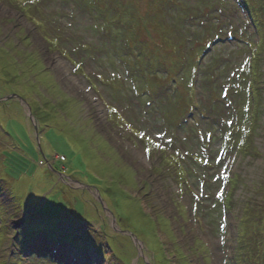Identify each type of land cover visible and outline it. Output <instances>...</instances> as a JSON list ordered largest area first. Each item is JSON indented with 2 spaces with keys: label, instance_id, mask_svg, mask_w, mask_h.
I'll return each mask as SVG.
<instances>
[{
  "label": "rangeland",
  "instance_id": "obj_1",
  "mask_svg": "<svg viewBox=\"0 0 264 264\" xmlns=\"http://www.w3.org/2000/svg\"><path fill=\"white\" fill-rule=\"evenodd\" d=\"M39 1L0 0V264H264V0Z\"/></svg>",
  "mask_w": 264,
  "mask_h": 264
},
{
  "label": "trees",
  "instance_id": "obj_2",
  "mask_svg": "<svg viewBox=\"0 0 264 264\" xmlns=\"http://www.w3.org/2000/svg\"><path fill=\"white\" fill-rule=\"evenodd\" d=\"M34 1H36V3H37V7L33 10V11H35V12H37V11H41V9H40V1L39 0H30V2H34ZM35 14L32 12V16L31 17H28L27 15H26V12L24 11V12H22V17L23 18H25V19H27L28 21H30L31 19H32V17L34 16ZM31 18V19H30ZM36 26H37V22H33ZM47 37H44V39H46ZM51 40H53V39H50V38H47V43L49 44L50 42H52ZM30 41V40H29ZM255 56L253 55V58H254ZM255 65L256 64H253V66H252V68H253V71H252V76L254 77V80H252L253 82H250V84H248L247 85V87L245 88V91L247 92L246 93V98H247V105H245L246 106V108L248 109V108H251L252 107V110H253V112H252V116H254V115H256V112H257V114H260V111L258 110V108L256 107V105H263V103H264V101L262 100V97H263V95H264V92H263V90H259V87H258V83H260L259 82V79H258V77L256 78V76H255V74H256V70H254L256 67H255ZM15 70V69H14ZM263 78V77H262ZM259 93H262L261 94V96H259L258 97V95H259ZM237 96H239V94H237ZM242 97V96H241ZM240 97V98H241ZM257 97L260 99V100H258L257 99ZM245 98V99H246ZM262 101V102H261ZM258 102H260V104L258 103ZM196 106V103H195V101H193L192 102V108L193 107H195ZM257 110V111H256ZM107 113H108V119H109V121L110 120H113L114 118H116V119H118V122H120V123H122V122H127V120L125 119V117H123V115L121 114V112H118V110L116 111L114 108H112V107H108L107 108ZM246 113H251V112H246ZM254 119V118H253ZM258 121H257V128H259L260 126L258 125V122H259V119H257ZM263 121V123H264V120H263V118L261 117L260 118V121ZM231 122V121H230ZM110 123V122H109ZM226 127H227V130H229L228 131V134H230V135H233V134H235V131H236V128H234V126L232 125V127H231V125L229 124V122L227 123V125H226ZM132 129L134 130V131H136L134 128H129V131H130V135H131V137L133 138V135L131 134L132 133ZM248 129V132L246 133L245 132V134H247V135H249L248 136V138H247V140H245L244 139V142L243 143H246L247 144V147H246V150L248 151V150H251V148H252V144H253V135L255 136V134H254V131H255V128H253L252 126H248L247 125V127H245V130H247ZM237 132V131H236ZM95 135H97V134H95ZM234 136V135H233ZM130 137V138H131ZM233 138V137H232ZM232 138H231V141L229 142V143H234V144H236L237 143V141H235V139H234V142L232 141ZM103 140V139H102ZM147 140L149 141V139L146 137V139L143 137V142L144 143H147ZM81 142H83V141H79L78 143L80 144ZM239 143H241V141L239 140L238 141ZM85 143V142H84ZM148 144V143H147ZM101 145H103V146H105V147H109L110 145L107 143V142H105L104 140L102 141V143H101ZM150 146V145H149ZM239 146V145H238ZM251 146V147H250ZM151 147V146H150ZM111 149V148H110ZM112 150H114L113 148H112ZM154 153L155 154H157V152L156 151H154ZM160 160H161V162L164 160V162L165 163H168L169 165H172L171 167H169V168H171V170L172 171H174V179L177 181V184H179L180 183V175L179 174H177V171L179 170V169H175V167H180V161H179V159H177V157H175V156H167L166 155V153H164L163 151H160V155L159 156H157ZM178 167V168H179ZM237 176V175H236ZM130 181H131V183H130ZM133 180H132V178H131V176L128 174V177H124L123 178V183L124 184H133V182H132ZM167 222H168V220H167Z\"/></svg>",
  "mask_w": 264,
  "mask_h": 264
},
{
  "label": "bare ground",
  "instance_id": "obj_3",
  "mask_svg": "<svg viewBox=\"0 0 264 264\" xmlns=\"http://www.w3.org/2000/svg\"><path fill=\"white\" fill-rule=\"evenodd\" d=\"M243 84L244 83H241V86L240 85H237V84H235V87L236 88H239V90H236V91H242L243 89H245L244 87H243ZM240 87H241V90H240ZM232 88L233 87H231V89L230 90H232ZM236 91H234V92H232V91H229L228 90V95L230 96V100H232V99H235V98H237L236 97V95H235V93H236ZM244 92H245V90H244ZM248 132V129L246 130V133ZM77 146H79V147H81V148H84L85 147V145L83 144V142H81L80 144L78 143V145ZM180 161V160H179ZM92 164V163H91ZM95 170H96V172L98 173V174H104V172H106L105 170H103V168L102 167H100V165H98V163H96L95 164ZM96 192H98L97 194H99L100 195V193H99V191H96ZM120 207H121V209H123L124 211H126V210H128V208H127V206L126 205H124V203H122V205H120ZM62 215V212H58L57 213V215H56V217H58V216H61ZM56 217H54V218H56ZM164 219H166V218H164ZM166 220H168V219H166ZM169 221V220H168ZM117 227H119V225H118V223H117ZM136 238V237H135ZM137 239V238H136ZM175 252V251H174ZM177 254H179V252H177ZM174 255L176 256V253H174ZM179 255H181V254H179Z\"/></svg>",
  "mask_w": 264,
  "mask_h": 264
},
{
  "label": "water",
  "instance_id": "obj_4",
  "mask_svg": "<svg viewBox=\"0 0 264 264\" xmlns=\"http://www.w3.org/2000/svg\"><path fill=\"white\" fill-rule=\"evenodd\" d=\"M29 116V118H30V120L32 121V123L34 124V126H35V132L37 133L38 132V129H37V126L35 125V120L31 117V115L29 114L28 115ZM114 222V224H115V226H116V231L118 232L119 230H117V224L115 223V221H113ZM120 233H122V234H124V235H127V236H130L131 238H134L135 240H136V238H135V236H133L132 234H130V233H128V232H120ZM137 241V240H136Z\"/></svg>",
  "mask_w": 264,
  "mask_h": 264
}]
</instances>
